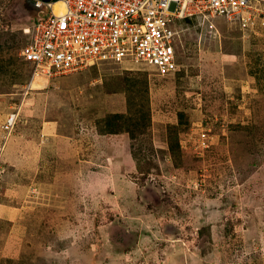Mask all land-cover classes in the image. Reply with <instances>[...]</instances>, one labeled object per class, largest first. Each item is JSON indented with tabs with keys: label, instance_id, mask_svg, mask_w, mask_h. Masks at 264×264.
Here are the masks:
<instances>
[{
	"label": "rangeland",
	"instance_id": "rangeland-1",
	"mask_svg": "<svg viewBox=\"0 0 264 264\" xmlns=\"http://www.w3.org/2000/svg\"><path fill=\"white\" fill-rule=\"evenodd\" d=\"M37 14L0 0V143L18 111L0 155V264H264V26L184 24L175 73L104 63L23 102ZM127 98L147 132L101 135Z\"/></svg>",
	"mask_w": 264,
	"mask_h": 264
},
{
	"label": "built area",
	"instance_id": "built-area-1",
	"mask_svg": "<svg viewBox=\"0 0 264 264\" xmlns=\"http://www.w3.org/2000/svg\"><path fill=\"white\" fill-rule=\"evenodd\" d=\"M37 17L25 30L20 58L30 68L22 101L59 76L104 63L132 61L165 75L175 73L183 26L213 27L220 19L240 32L264 26V0H31ZM60 2L62 10L54 5ZM18 111L2 125L0 155L15 130ZM2 172L0 166V174Z\"/></svg>",
	"mask_w": 264,
	"mask_h": 264
},
{
	"label": "trees",
	"instance_id": "trees-1",
	"mask_svg": "<svg viewBox=\"0 0 264 264\" xmlns=\"http://www.w3.org/2000/svg\"><path fill=\"white\" fill-rule=\"evenodd\" d=\"M127 115L119 113L107 115L103 119L102 126L99 127V133L101 135L126 133L129 139L134 142L136 138L139 137V135L145 134L147 132L149 113L145 111L143 112L141 108L136 109L132 100L127 98ZM180 117H182V115H180ZM144 149L148 148H143V146H140L136 152L135 148L132 147V156L137 158L139 155H141L144 157ZM168 149L170 154L174 156L177 151V147H174V145H168ZM151 150L152 149L149 148L147 151Z\"/></svg>",
	"mask_w": 264,
	"mask_h": 264
},
{
	"label": "bare ground",
	"instance_id": "bare-ground-1",
	"mask_svg": "<svg viewBox=\"0 0 264 264\" xmlns=\"http://www.w3.org/2000/svg\"><path fill=\"white\" fill-rule=\"evenodd\" d=\"M54 7H55V11H56V12H61L62 7H61V3H60V2L56 3V4L54 5Z\"/></svg>",
	"mask_w": 264,
	"mask_h": 264
},
{
	"label": "water",
	"instance_id": "water-1",
	"mask_svg": "<svg viewBox=\"0 0 264 264\" xmlns=\"http://www.w3.org/2000/svg\"><path fill=\"white\" fill-rule=\"evenodd\" d=\"M42 2H50L51 0H40Z\"/></svg>",
	"mask_w": 264,
	"mask_h": 264
}]
</instances>
